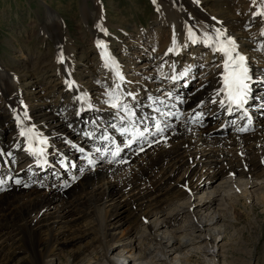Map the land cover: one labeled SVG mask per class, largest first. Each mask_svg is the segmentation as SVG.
Returning a JSON list of instances; mask_svg holds the SVG:
<instances>
[{
	"label": "bare ground",
	"instance_id": "obj_1",
	"mask_svg": "<svg viewBox=\"0 0 264 264\" xmlns=\"http://www.w3.org/2000/svg\"><path fill=\"white\" fill-rule=\"evenodd\" d=\"M190 2V0H183V4L187 5V7L185 11L183 10L186 15V21L182 19L184 33L181 38H177V36V39L170 38L171 25L169 26L165 19L157 38L152 36L147 38L143 32L144 35L142 36L146 37V41L152 46L153 51L152 55L147 53L144 58L137 61L142 63H138L139 68L145 69L148 67V72L141 73L142 77H139L138 71L134 74L123 72L120 61L117 60L111 51L107 41H103L107 52L118 65V68L110 67L104 58L105 49L95 46L98 49V57H101L97 61V68H94L95 70L91 69L87 76L100 86H103V93L105 92L103 94L105 95L103 103L108 102L109 109L100 105L96 106L91 113V106L89 108L92 103V98L89 96L91 93L89 94L88 90L83 89L81 86L77 87L78 82L73 81V69H69L67 72L61 70L63 74L59 76L62 79L61 83L65 92L63 96L66 98L70 97L69 93L71 90L73 91L71 94L74 96V104L72 105H69L68 101L55 103L44 97L47 87L54 88L59 86V83L55 79L53 80L56 68L55 70L54 68L48 70H54L50 75H47L48 71L40 68L43 70L41 72L45 73L48 78L50 77V82L41 80V77L47 78L43 75L41 76V73L40 77L36 75L37 80H33L34 77H24V83L20 82L21 86L24 85L27 91L23 93V87H18L17 85L20 79L17 82L12 80V83L9 77L8 83L9 87L11 86L7 94L9 101L13 98L23 101L25 96L29 95L30 97L31 94L27 93L30 91L28 86L35 85L36 91L31 93L39 102L38 105L40 104L41 108H51L57 116H60L59 120H54L55 114L44 111L39 116V122L50 134L56 131H66L64 134L72 137L71 139L63 138L58 141L60 142L59 144H57L58 142L55 144V147L47 139L45 155L43 156L42 153L39 154V157L37 155L31 157L35 160V170L38 169V172L41 171L43 173V171L47 172L50 170L55 173L64 169L65 173L68 174L67 177H61L65 189L59 187V185L54 187L55 184L50 183L47 186L50 189L41 190L44 184H47L45 178L49 176L39 178L35 170L32 172L31 169H26L21 173L25 179L16 180L12 176V180H21L26 183V180L29 181V178L34 176L30 180L29 185L32 181L37 183L42 181L44 183L41 184L42 187H37L36 183H32L30 191L14 189L12 193H5L3 197L0 195V238L8 242L13 239V234H20L21 251L27 254V257L16 260L15 252L9 250L7 244L3 247L6 252L0 251V264H54L57 257L58 259H64L62 264H75L78 260L80 264H121L114 257L121 256L124 252L130 256L126 264H136V262H139V264H167V262H169L168 264H180L181 258L191 264L192 254L190 252H199L201 249L199 244L204 236L202 232L205 226L209 224V221L215 218L218 220L224 218V212L227 210L228 200L232 195V191L235 189L239 191L242 187L247 188L248 185H256L264 180V174L258 173L260 168L264 166V123L261 126V123L257 120L260 113L259 109L264 107V14H262L264 13V0H232V15L241 21V23L239 21L240 24L238 25H232L233 23L229 25L221 21L216 23L211 18H206L209 17L208 14L198 4L197 6H192ZM160 9L162 18H164L166 16L165 6H161ZM189 10V13L202 15V20L198 18L201 23L197 18L188 14ZM89 12L92 13V11ZM100 13L101 10H99V15ZM53 21H58L59 24L61 21L55 11L52 12L49 23ZM210 21L213 24L211 31L209 30L211 25H208ZM190 23L193 24V28L195 26V29H197V34L195 35L201 39V41L198 40V43L193 41L191 44L189 42L188 25ZM217 29L224 33V36L219 37V39L232 38L235 41L237 53L244 57L250 56L255 59V61H249L248 59V63L258 62V64L254 65L245 63V66L252 76L254 85L260 88L258 92L260 96L255 97L254 100L239 109V111L226 107L220 102L224 96L223 92L219 90L223 87L222 73L226 56L215 51L214 47L204 43L209 36L214 40L217 39ZM103 32H106V30ZM103 39L104 37L98 38L95 43ZM141 40L142 38L139 42ZM198 46L200 48L203 47L202 49L208 53L207 60L201 66L202 70L200 73L206 72L209 75L206 79L209 81H202L198 86L192 85V89L188 87L191 84L187 87L184 86L185 84L178 87V80L185 73L187 76L192 77V72L195 68L191 69V66H197L199 61L195 50ZM179 47L184 52L182 57H179ZM170 48L174 50L169 51ZM189 49L192 50L190 55L186 51ZM73 51L74 49L72 48V53ZM75 57L73 53V60H75ZM182 60L183 62H181ZM216 63L220 64L222 68L218 70L219 72L215 76L214 67ZM91 66H87L86 70H89ZM174 67H178V74L173 71ZM181 67L184 68L181 69ZM198 67L200 68V65ZM72 68H74L73 65ZM180 70L181 75L179 74ZM117 72H119V75H117ZM4 74L2 73L1 76L3 77ZM23 75L26 76L25 74ZM31 78L33 82L27 83ZM146 81H148L150 85L148 86L151 88L148 92L147 90L144 91ZM69 84H71V87H69ZM157 91L161 93H157ZM48 95L50 96L51 94L49 93ZM82 99L85 104H83ZM113 102L119 103L120 107H113ZM95 104L96 102L93 100V105ZM2 108L0 104V110ZM125 108H127V111H125ZM20 109L22 110L23 108L20 106ZM24 111L22 112L24 113ZM67 113L70 114L68 118L65 116ZM48 114H51L50 118ZM2 115L3 117L0 116V119L11 118L5 115L4 111ZM217 117L219 120L222 119L224 123V126L220 128L221 131L233 129L231 135L223 137L216 134L215 128L220 125L207 126L211 120ZM12 119H14V116H12ZM233 120L235 123L233 128H231V121ZM21 121L22 126L28 125L26 120ZM168 122H170L171 129L167 124ZM99 123L101 124L99 125ZM157 123H159V128L163 129V131L157 129ZM199 125L207 127L201 128ZM22 126H15L9 130L18 131ZM8 128L5 127L3 130L6 131ZM28 128L31 127H26V129ZM123 129L128 131H123ZM241 129L246 130L242 131ZM166 131L168 132L166 133ZM43 135L45 136V134ZM94 135L100 139L94 138ZM136 135L141 136V138L130 146L129 141L133 140ZM77 138L85 139L87 144L84 146L86 147H83L81 142L75 141ZM0 139L3 143H10L9 136L1 135ZM15 139L17 140V138ZM152 139L154 143H148L149 141L152 142ZM16 140H12L13 144H16ZM59 145H61V148ZM125 147L126 149H124ZM52 148L59 149L52 153ZM245 148L251 150L253 155L245 156L243 154L240 159L235 157L230 159V153L234 151L239 154ZM126 151H128V155L125 158L124 154ZM94 152L98 154L95 156ZM113 153H116V155H113ZM76 155L83 160L81 162L87 163L94 156L93 159L95 161L91 160L90 164L94 161V164H97L96 166L100 164L97 158H107L110 162L107 163L104 159H101L103 163L97 168L95 166V170H92L95 172H92L91 169H85L86 164L75 163L73 165V157ZM58 156L60 157L58 158L61 160L60 162L56 160ZM118 158H120V162L115 160ZM64 161L67 164L69 163V165H62ZM0 162H3L0 164L1 166L8 167L9 174L16 175V177L21 175L16 172L12 173V170L19 169L12 158H0ZM218 164L222 165L219 171L231 174L232 182H235V178H246L247 181L242 185L237 183L236 186L227 183L226 186L216 190V194L212 195V198L207 197L200 208L197 206L201 203H190L188 206L189 217L192 214L194 219L190 218L181 226L173 228L175 221L182 216L184 208L175 209V213L170 218L158 217V214L164 213L168 206L176 205L180 198L195 195L196 187L192 188L189 184L197 169L201 168L208 172ZM67 167L69 169L71 167L73 170L70 169L71 171H69L68 169L66 171ZM180 170L185 171L182 181H177L175 185H172L171 195L163 197L160 193L162 187L168 183L175 182L174 178ZM31 172L32 176H30ZM51 174L50 176L52 177ZM0 175L4 176L3 173H0ZM208 176L209 179H214V176L210 174ZM211 181L213 182V180ZM23 186L21 184L19 188ZM202 186H205V182L198 186V190H201ZM115 196L128 197L129 200L127 202L131 205H137L138 202L142 201L141 206L145 210L141 213V219L147 225L140 227V231L137 234L134 235V233L128 232L117 235L110 232L108 223L113 213L108 212L106 208L114 202ZM54 201H60L61 209L64 211L63 215L57 213V216L54 217L45 213V210ZM212 206L215 209L212 218L205 217L202 218V221L195 218L199 214V210H203L205 207L211 208ZM85 216H90L92 221L84 226L81 225V220ZM153 216L154 219L149 221V218ZM65 217L71 218L70 227L72 234L78 239L84 236L97 238V241L90 244L83 251L78 254H72L70 257L63 248L56 252L55 245L59 242L57 230L60 228L59 225L62 224V220L59 219H64ZM167 227L171 230L163 232ZM182 228H185L183 233L176 234ZM58 232L60 231L58 230ZM160 233H163L162 236H160ZM94 234L100 235L96 237L93 236ZM198 240H200L198 246H193ZM215 242H217V239H215ZM155 246L158 251L153 253L152 250ZM173 253H175V256L170 260V256ZM143 259H145L144 263H142Z\"/></svg>",
	"mask_w": 264,
	"mask_h": 264
},
{
	"label": "rangeland",
	"instance_id": "obj_2",
	"mask_svg": "<svg viewBox=\"0 0 264 264\" xmlns=\"http://www.w3.org/2000/svg\"><path fill=\"white\" fill-rule=\"evenodd\" d=\"M82 1L84 2V0ZM91 1L92 0H90V2ZM190 1H191L190 4L192 6H197L198 4V6L202 8V10L204 9L209 16L206 18L208 19L211 18V20L216 23H218L219 21L225 24L227 23L229 25H231L232 23H233L232 25H238L241 23L239 18L236 19L232 15L233 13L232 0H190ZM127 2H128L127 4L121 5V7H123L121 10L116 9V10L111 11L112 15H109L108 13H106L107 19L102 20V23L106 22L105 24H109L110 26H112L113 30L111 32L115 33V35L119 36V38L112 39L111 37L108 36V39L107 37L106 39L104 37L102 41H107L108 44H110L109 47L111 51L116 56L117 60L122 63L120 65L124 73L134 74L136 71H138L139 77H142L141 73L148 72V67H146L145 69L139 68V64H142V63H139L137 61H140L142 58H144L147 55V53L152 55L153 48L151 45L147 43L146 37L144 36L140 42L139 40L141 38H138V42L135 41L136 36L138 37L139 31L143 27L141 25H144L147 28H151V30H149L147 33L145 30H142L139 33V36H142L145 33L146 34L145 36H147V38L148 36L157 38L160 29H162L164 25L163 20L165 19L168 25L169 26L171 25V37L170 38L175 39L176 36L177 38H181L184 33L183 32L184 30L183 20L186 21L185 19L186 15L183 12V10L184 11L186 10L187 5L183 4V0H156L155 3H153V0H136L135 4L132 3L131 0H127ZM161 6L162 7L165 6L166 16L164 18H162V12L160 11ZM82 7L78 8L76 0H0V73H1L0 74V86L4 90L3 91L0 88V104L3 107L0 110V116L3 117L2 115L3 111L5 112V115L8 116L11 109L20 108V104L18 101L11 102V101H8L7 99L6 89L9 87V83H8L9 77L10 78L12 77V75L10 74V71L18 73L21 76L25 74L26 77H34L35 79L33 78V80H37L36 75L39 76L41 73V76L43 75L47 77V78L41 77V80L50 82L51 79L50 77L48 78L47 75L52 74L55 68H57V70H55L53 80L55 79V81L59 83V86L54 87V88L47 87L48 90L46 89L44 97H46L48 100H51L55 103L68 101L69 105L74 104L73 103L74 96L73 94H71L73 93V91L71 90L69 93L71 98L67 97L69 98L67 99L66 97H64L63 94L65 95V92L63 91L64 88L62 87V83H61L62 79L59 78V76L62 75L63 72H67L70 67H71L70 68L71 70L73 69L72 70L73 75H74L73 81L78 82L77 87L81 86L83 87V89L86 88L89 94L90 93L93 94V98L95 99V102L97 103L95 106L102 105L101 107L109 109V105H108L109 103L108 102L103 103V99L105 98V95H103L105 93V92L103 93V86H100L92 78L90 77L88 78L87 76V74L90 73L91 69L95 70L97 68V61H99L101 57V56L98 57L99 56V54H97L98 49L96 50L94 48L95 45L96 46L98 45L94 41L95 37H98L96 33L101 32L99 31L98 28L95 27L94 19H95V22L96 20L97 21L100 20L101 18H103V14L101 12L99 15L100 8L99 9L86 8L85 9L86 12L84 16L83 11L81 12ZM53 9L65 12L67 14L66 15L67 18L65 19L64 17H61L56 13V15L59 16L61 20L60 24L58 23V21H53L49 23L52 17V12L55 11ZM89 11H92V13ZM189 12L190 10L188 11V14L191 16H194V18H197V20L199 19L202 20L201 18L202 15L200 16V15H196V13L192 14ZM87 16L89 17L91 16V17L88 19ZM208 25H211L209 26V30L211 31L213 29L212 22L210 21ZM188 26L189 28L192 29V31L195 34H197V29H195L196 28L195 26L193 28L192 23H190ZM124 29L129 30L130 32H133V34L124 35L123 34V32H125L123 31ZM61 34L63 35L61 36ZM36 35L38 37H36ZM63 36L66 37V41L62 40ZM100 36H102V32L99 35V39L103 38ZM34 37L36 39H34ZM70 39L72 41H70ZM129 39L131 40L130 43H132L134 47H132V49L129 51L130 53H127V52L124 53L122 52L123 47L126 46L124 44ZM198 40L201 41V39L197 38L195 42L198 43ZM189 42L192 44L193 40L189 38ZM55 43L58 45H61L62 48L58 46V49L56 50L54 48ZM72 48L74 49L73 53L76 56L75 60H73L72 58L73 57ZM144 48L148 50L146 52V55H144V52L146 51V50L143 51ZM202 48L203 47L200 48L198 46L195 49L197 52V57L199 61H198L197 66H191V69H192V68H197L198 65H200L199 70L194 71L193 77L187 78V74H184V77H185L184 79H183V76L180 77V79L178 80L179 81L178 86L182 84L187 85L188 83H190L191 85H189L188 87L192 89L193 86H198L200 82L208 80L206 79V77L209 75H207L206 72H203L204 75H202L203 73H200V71L202 70L201 66L207 60V57H208L207 55L208 53L206 52V50ZM178 50L180 51L179 57L184 56L183 55L184 52H182L181 47H179ZM190 50L191 49L186 50L187 54L189 55L192 52V50L191 51ZM60 52L61 53L64 52V55L66 56L65 57L66 61L64 65H61L62 67L61 66L57 67L56 66L57 61L61 60L59 59L61 55ZM248 59L249 61H255V59L250 56L245 57L246 64L248 65H254L256 63L258 64V62H255V63L251 62L252 64L248 63ZM188 60L191 61L190 58H188ZM181 62H183V60ZM65 65H67L69 68L65 67ZM72 65L74 68H72ZM87 66H91L89 70L88 69L86 70ZM218 66H220V68H218ZM40 68L43 69L44 71H48L53 68L54 70H52L53 72L48 71L46 75L45 73L41 72L43 70H41ZM182 68L184 67H181V69ZM214 68H215L214 71H215V76H216L217 73L219 72L218 70L221 69L222 67L220 64L216 63ZM124 70H126V72ZM173 71L177 72L178 74L179 72L178 67H174ZM2 73L3 74L6 73V74H4L2 77L1 76ZM179 74L181 75V70ZM33 80L31 78V80L27 83L30 84L33 82ZM148 85H149L148 81H146L145 86L143 85L145 88L144 91L147 90L148 92V90H151V88L149 87L150 85L149 86ZM28 89L30 91L27 93L31 94L30 97L32 98L31 92L36 91V86L29 85ZM26 90L27 89L24 88V92ZM256 90L257 92H259L258 87H256ZM48 92L51 94L50 96L48 95L49 94ZM91 94L89 95L90 97H91ZM26 98H29V96H26ZM31 98L30 100L29 99L24 100L30 108L29 109L30 115L22 114L21 116L24 121L26 120V117L29 116L28 121L33 122L30 120V117L34 116L35 119H38L35 121L39 122V116L44 111L45 112L47 111V113L55 114L51 108H46V107L41 108L40 104L38 105L39 102L35 100H31ZM10 104L12 105V107ZM33 108H35L34 113H33ZM23 110L24 109H22V111ZM259 112L260 113H259L257 120L259 123H261V126H262V124L264 123V107L260 108ZM50 115H49V118H50ZM68 115L70 114L68 113L65 114L67 118L69 117ZM9 116L11 118L7 117L5 119H1L0 121V129L3 132L5 131L3 130L4 128H2L4 125L11 127L12 124H15L13 122L16 121L17 116H15L14 119H12L11 115ZM54 116H56L54 120L60 119V116H57L56 114ZM169 119H172V118H169ZM18 120H21V119L18 118ZM234 123H235L234 120L231 121V124H232L231 128H233ZM100 124L101 123H99V125ZM167 124L168 126H170V129H171L170 122H168ZM216 125H220L217 128H215L216 134H218L219 136H223V137H227L231 135V132L233 129L221 131L220 128L224 126V123L222 119L219 120L218 117L216 119L211 120L210 124H208L207 126H216ZM16 126L18 127V124H16ZM204 126L201 127V125H199V127L201 128L207 127V126L206 127ZM13 127H15V125H13ZM39 130L43 134H45L46 139H48L49 142L52 143V146L54 147H55V144L58 141H61L63 138L71 139L72 137V136L68 137L66 134H64L66 131L65 132L56 131L50 134L44 129V126H41V129ZM168 131H166V133ZM251 131H252V128H251ZM10 134L11 132H8V135ZM16 136H17V133H16ZM160 136L163 137L162 135ZM93 137L96 139L99 138L95 135ZM13 140H16V139L14 138ZM21 140H20L21 141L20 143L24 141V139H21ZM75 141L81 142L83 147H86L84 146L87 144L85 139L77 138L75 139ZM59 143L60 142H58L57 144ZM148 143L153 144L154 143L153 139H152V142L149 141ZM6 144H8V142L3 143V141L0 139L1 147H3ZM59 147L61 148V145H59ZM57 149L59 148H52L51 152L55 153ZM124 149H126V147ZM17 151L18 152L14 155L15 159L13 158V161L16 162L17 166H23L24 168L25 165L28 164V161L30 159H26L25 153L24 152L21 153L19 148ZM94 154L96 156L98 153L94 152ZM243 154L245 156L253 155L251 150H249L248 148H245L239 154H236L234 151L230 153V159H234V157L240 159L243 157ZM127 155H128V151H126L124 154L125 158L127 157ZM93 157L91 158V160H94ZM56 158H57L56 159L57 161L59 162L61 161L58 159L60 158L59 156ZM101 159H104L107 163L110 162L109 159L107 158H97V160L99 161L98 163L100 164L103 163L101 162ZM119 159L120 158L115 159V160L116 161L118 160L120 162L121 160ZM73 160H74L73 165L75 163H83V164H86L85 169H89V170L91 169V171L95 170L94 168L97 165V164H94L95 160L92 162V164H90L89 162L88 163L81 162L82 159L78 155L73 157ZM65 164L67 163L64 161L62 165H65ZM100 164H98V166ZM67 165H69V163ZM220 165L221 164L215 165V167H213L212 170L208 172H206V170L201 169V168L197 169V171L193 174L191 183L189 184L191 185L192 188L194 186L196 187L195 195H189L184 198H180L176 205L168 206L164 213H159L158 214L159 216L158 215L157 216L160 218H170L175 213V209L184 208V211L182 212V216L180 217V219L175 221L176 223H174L173 228L181 226L184 223H186V221H188L190 218L194 219L192 214H191V217H189L188 206L190 203L192 202L193 204L201 203L199 206H197L200 208V206L203 205L202 203H205L207 197L212 198V195L216 194L215 191L218 189H221L223 186H226L227 183L234 184L236 186L237 183L242 185L247 181L246 178H240V179L235 178V182H232V177L230 176L231 174H228L226 172L222 173L221 170L219 171V169L222 167V165L221 166ZM98 166H96V168ZM68 169L69 167L66 168V171ZM70 169L69 171L73 170V169L71 170ZM37 170H35V172L39 178H42L43 176H49L45 178V180L47 181L46 185L42 181H40L39 183L36 182V186L40 188L42 187L41 184H44L41 190L50 189L47 187L48 185H50V183L55 184L54 187H57L59 185V187H62L65 189L64 184L62 183L63 180L61 177L62 176L67 177L68 174L65 173L64 169L61 170L60 172H55V173H53L50 170L47 172L43 171V173H41V171L38 172ZM92 172H95V171H92ZM21 173L22 172H19L17 174H21ZM258 173L264 174V166L260 168ZM50 174L52 175V177L50 176ZM184 174H185V171L180 170L176 174V177L174 178V181L176 180L175 182L168 183L162 187L161 192H160L161 195H163V197L171 195L172 185H175L177 181H182ZM209 174L211 176H214V179H209V176H208ZM12 176L14 179L16 178V180L23 178V174L17 177L16 175L12 174L11 177ZM211 180H213V182ZM204 182H205V186H202V189L198 190V186ZM32 183H30L29 185V181L26 180V183H22V182L17 183V182L10 181L8 185L1 184L0 185V195L1 197H3L5 193L6 194L7 193L9 194V192L12 193L14 189H21V191H28V190L30 191L32 189V185H33ZM21 184L24 186L19 188V185ZM25 184H26V187H25ZM128 200H129L128 197L126 198V197L115 196L114 202H112V204L106 208L108 212L113 213V216L111 217L108 223L110 226V232H112L113 234L120 235L121 233L132 232L131 234L134 233L135 235L140 231V227H145L147 225L141 219V213L142 211L144 212L145 210L141 206L142 201L138 202L137 205H131V204H128L127 202ZM178 205L182 207H179ZM61 208L62 206L60 204V201H54L45 210V213H47V215L49 214L54 217L57 216L56 215L57 213L60 215L61 214L63 215L64 211ZM213 208L214 206H212L211 208L205 207L203 210H199L198 211L199 214L195 218H198L201 221L203 220L202 218H205V217L212 218L214 211H215V209ZM224 214L225 216L221 220H218L217 218H215L214 220L209 221V224L205 226L202 232V234L205 237L203 236L201 238L200 244H199L200 240H198L193 245V246H198L199 244V248L201 249L199 250V252L198 251L190 252L192 254L191 264H264V180L259 182L256 185H248L247 188L242 187L241 190L239 191L237 189L233 190L232 195L228 200L227 210H225ZM70 219H71L70 217L59 219V220H62V224H61L62 226L59 225L60 228H58V230L60 232H58L57 230V233L59 234V235L57 234L59 237V242L55 244L56 252L60 251V249L63 248L65 249L66 252H68L69 257L72 256V254L74 255V254L80 253L86 247L90 246V244L97 241L96 240L97 238H91L88 236L87 237L84 236L86 238L80 237V239L74 236V234H72V229L70 227L71 226ZM153 219H154V216L150 217L149 221ZM91 221H92V218L90 216L89 217L85 216L81 220V225L85 226L86 224L91 223ZM183 229L185 228L180 229L179 231L176 232V234L183 233ZM168 230H171V229L167 227V229H165L163 232L168 231ZM162 234L163 233H160V236H162ZM99 235L100 234L98 235L94 234L93 236L98 237ZM215 239H217V242H215ZM92 240L93 242H91ZM20 241H21V235L18 233L13 234V239H11L8 242H6L5 239L0 238V251L6 252L5 249H3V247H5L8 244L7 246H9V250H13L15 252V256H16L15 259L16 260L23 259L27 257V254L24 251H21L22 247H21ZM157 251H158V248L155 246L152 252L156 253ZM174 256H175V253H173L170 256V260H172ZM114 258L117 259L121 264H126L128 260L130 259V256L128 253L124 252L122 253L121 256H117ZM56 259L57 260L54 264H62V261L64 260L63 258L58 259V257ZM144 260L145 259L142 260V263H144ZM168 263L169 262H167V264ZM75 264H80V261L79 260L76 261ZM136 264H139V262H136ZM180 264H190V263L188 261H185L184 258H181Z\"/></svg>",
	"mask_w": 264,
	"mask_h": 264
},
{
	"label": "snow or ice",
	"instance_id": "obj_3",
	"mask_svg": "<svg viewBox=\"0 0 264 264\" xmlns=\"http://www.w3.org/2000/svg\"><path fill=\"white\" fill-rule=\"evenodd\" d=\"M155 2L156 0H153V3ZM188 34L189 37L195 42L197 37L191 28H189ZM216 35H217L216 40H214L212 37L209 36L204 41V43L214 47L215 51L223 53L226 56V60L224 61V65H223L224 70L222 73L223 87L219 91L226 93V99L230 103L242 107L243 104L247 102L246 97L249 92L248 81L251 79L249 76V70L245 66V57L236 52V44L235 41L232 40V38L228 37L226 39H219V37L224 36V33H221L218 29L216 30ZM98 46L102 49H105L104 58L106 62L109 63V66L113 68H118V65L109 56V53L107 52V48L104 42L98 41ZM173 50H174L173 48L169 49V51H173ZM117 75H119V72H117ZM69 87H71V84H69ZM112 106L119 108L120 104L117 102H113ZM125 111H127V108H125ZM156 127L158 130L163 131V129L159 128V123L156 124ZM241 130L245 131L246 129H241ZM123 131H128V130L123 129ZM20 135L28 138V150L30 152H32L33 154H42L44 152V149L42 147H35L33 141H34V136L35 139L38 141V143L41 145L45 144L46 140L39 139V135L34 134L32 128H28L26 130L21 129ZM130 143L131 141H129V144ZM113 155H116V153H113ZM89 163H91V161H89ZM17 183H19V181H17Z\"/></svg>",
	"mask_w": 264,
	"mask_h": 264
},
{
	"label": "crops",
	"instance_id": "obj_4",
	"mask_svg": "<svg viewBox=\"0 0 264 264\" xmlns=\"http://www.w3.org/2000/svg\"><path fill=\"white\" fill-rule=\"evenodd\" d=\"M76 1H77L78 8H81L82 6H84V7H82V10H81V12L83 11L84 16H85V12H86L85 9L86 8H90V9L97 8L96 0H92L91 2H90V0H84V2L82 0H76ZM100 1H101V6H104L106 13H108L109 15H112L111 11L116 10V9L121 10L123 8V7H121V5L128 3L127 0H100ZM131 1L134 4L136 3V0H131ZM91 4H92V6H91ZM56 11L60 16L64 17L65 19L67 18L66 17L67 14L65 12L60 11V10H56ZM87 17L89 19L91 16L90 17L87 16ZM94 23H95V19H94ZM107 26L109 27V29L111 31L113 30L112 26H110L109 24H107ZM141 26H144V25H141ZM36 37H38V36H36Z\"/></svg>",
	"mask_w": 264,
	"mask_h": 264
}]
</instances>
